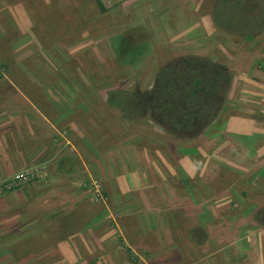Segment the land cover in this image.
<instances>
[{
  "label": "rangeland",
  "instance_id": "1",
  "mask_svg": "<svg viewBox=\"0 0 264 264\" xmlns=\"http://www.w3.org/2000/svg\"><path fill=\"white\" fill-rule=\"evenodd\" d=\"M212 1L0 0V264H264L252 215L264 208V35L220 32ZM182 56L231 76L226 113L200 136L156 134L109 106ZM238 116L257 140L232 131ZM61 159L73 174L54 173ZM110 168L139 187L116 200L126 189Z\"/></svg>",
  "mask_w": 264,
  "mask_h": 264
},
{
  "label": "trees",
  "instance_id": "2",
  "mask_svg": "<svg viewBox=\"0 0 264 264\" xmlns=\"http://www.w3.org/2000/svg\"><path fill=\"white\" fill-rule=\"evenodd\" d=\"M211 12L214 26L230 37L250 42L256 35H264V0H213ZM230 77L225 66L198 56H182L159 69L150 90H115L109 94L108 104L124 121L148 120L175 140H193L218 118ZM63 160H57L55 174H73L75 166L66 165V171L60 167ZM72 211L75 208L67 216H74ZM252 215L264 220V208Z\"/></svg>",
  "mask_w": 264,
  "mask_h": 264
},
{
  "label": "crops",
  "instance_id": "3",
  "mask_svg": "<svg viewBox=\"0 0 264 264\" xmlns=\"http://www.w3.org/2000/svg\"><path fill=\"white\" fill-rule=\"evenodd\" d=\"M225 103H226V100H225V102H224V105H223V109H224V107H225ZM221 110V112H222V114H225L226 112H225V110ZM223 112H225V113H223ZM248 115H250V114H248ZM242 116V115H241ZM250 116H252V115H250ZM13 117H15V116H13ZM151 122V121H150ZM231 122H232V124H231V126L233 127V129L234 130H232L234 133H243V132H245V133H249L250 135H249V137L251 136V139L249 140V141H255V140H257V138L258 137H260V128L258 127V125L256 124V123H254V120H252L251 118H246V117H240V116H238V117H235L233 120H231ZM153 123L151 122V123H149V122H147V126L149 127V125H151V131L152 132H154V133H158V131H159V127L158 126H156V125H152ZM14 130H15V132L17 131V133H18V135L20 136V131H19V129H18V123H14ZM160 131H162L161 129H160ZM248 137V138H249ZM248 142V141H247ZM159 148V145H157L156 147H155V149H158ZM133 157V158H132ZM137 158L138 157H136L134 154L131 156V159H134V160H137ZM4 159H5V165L7 164V162H10V159L11 158H7V156H6V150H5V156H4ZM15 159H16V162L18 163V164H22V159L20 158V156H18V158H13V164H14V161H15ZM76 160V158L75 157H73V160ZM137 163H138V160L136 161ZM78 163H79V161H78ZM116 165H119V164H117V163H115ZM15 165H16V163L13 165V168H16L15 167ZM110 165H112V163L110 164ZM20 169V168H19ZM19 169H17V170H19ZM111 169V174H110V177H108V179H110V180H112V179H115V180H118V181H122L121 182V186H122V188L123 189H126V191H125V193L124 194H118L119 192L117 191V195H118V198L116 199V200H123L124 198H126V193L128 192V191H132V189H135L134 187H135V185L136 186H138L139 187V183L137 182V180L136 179H134L133 178V176L134 175H131V177L129 178V174H126L125 175V178H123L122 177V175L120 176H118V177H115V174H114V172H113V169L114 168H110ZM17 170H15V172L17 171ZM52 170L54 171V173H55V169H54V166L52 167ZM66 170V169H65ZM116 170H119V167L118 168H116ZM9 173H12V172H9ZM14 173V172H13ZM65 173H63L62 175L63 176H65L64 175ZM9 177V176H8ZM101 184H106V182H107V178H105V179H101ZM130 192H128V194L130 193ZM127 194V195H128ZM133 195V194H132ZM137 194H135V196H136ZM138 197H140V195H138ZM62 200H69V198L67 197V195H66V197H65V199H62ZM162 207H164V206H162ZM160 209H161V206L159 207ZM80 209H83V213H85V214H83V215H85V216H90V211H86L84 208H83V204H82V208H80ZM77 210H79V209H75V211H72V212H74L75 214H74V216H72V217H75V215H76V213H81V212H78ZM173 210V209H172ZM87 212H88V214H87ZM93 216H95V215H93ZM62 217H64L65 219H63L62 220V227H64V228H66L68 225H69V222H68V219L70 218V217H68L67 215L66 216H63L62 215ZM55 225V224H54ZM47 226V225H46ZM56 226V225H55ZM74 226V225H73ZM75 227V226H74ZM42 230V229H41ZM51 233V232H50ZM53 233L54 234H56L57 232L55 231V230H53ZM53 237V234L51 233V235L49 234V235H47V236H45V238H52ZM30 241H32V239H30ZM33 246L34 245H36V242H33V244H32ZM35 248H37V246L35 247ZM157 250H158V248H157Z\"/></svg>",
  "mask_w": 264,
  "mask_h": 264
},
{
  "label": "built area",
  "instance_id": "4",
  "mask_svg": "<svg viewBox=\"0 0 264 264\" xmlns=\"http://www.w3.org/2000/svg\"><path fill=\"white\" fill-rule=\"evenodd\" d=\"M96 199V198H95Z\"/></svg>",
  "mask_w": 264,
  "mask_h": 264
}]
</instances>
